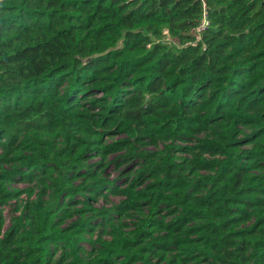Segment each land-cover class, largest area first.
<instances>
[{
    "label": "trees",
    "instance_id": "obj_1",
    "mask_svg": "<svg viewBox=\"0 0 264 264\" xmlns=\"http://www.w3.org/2000/svg\"><path fill=\"white\" fill-rule=\"evenodd\" d=\"M15 180L48 200L0 264H264V0H0V207Z\"/></svg>",
    "mask_w": 264,
    "mask_h": 264
},
{
    "label": "rangeland",
    "instance_id": "obj_2",
    "mask_svg": "<svg viewBox=\"0 0 264 264\" xmlns=\"http://www.w3.org/2000/svg\"><path fill=\"white\" fill-rule=\"evenodd\" d=\"M247 131H249V129H246ZM202 137V136H201ZM121 137L115 136V137H111V136H107L106 138H104V142L105 143H111L113 141H116L118 139H120ZM180 143V142H178ZM163 149V145L159 144L157 147H148L147 150L153 151V150H162ZM129 154V153H127ZM126 155V154H125ZM115 156H111L109 157V160L112 159ZM100 160V158H94L91 159V161L93 163H97ZM131 161H127L125 159H121L119 161V163L116 165H112L107 169V175L110 176V179H115L118 177V175L125 169V168H132L130 165ZM108 164V162L106 163V165ZM127 180L126 179H121L119 180V182H117V185L124 187L126 185ZM9 188H14V189H20V190H24L26 188H34L35 192L32 196H29L28 194H23L19 200L17 201H11L9 204L0 207V215H2V218L4 220V226L2 228V231L0 233V236L2 237L4 235V233L7 231V229L12 225V222L14 220V218L20 216V213L24 212L25 210V206L26 203L28 201L31 202H36L38 201L41 196H43L41 188L39 187L38 184L34 183V184H28V183H22V182H18L17 180H15L13 183L10 184ZM50 192V191H49ZM45 200H48V197H44ZM123 199L122 195H118V194H108V199H104L102 196H98V199L96 202H92L93 206L101 209V208H110L113 204H119L120 201ZM73 208V207H71ZM88 215L84 216L87 217ZM79 216H75L73 217L71 220H69L67 222V225H69L72 221H75ZM133 218H125V221L127 222H132ZM101 223L100 221H98V224ZM93 226V225H92ZM93 232V233H91ZM90 233L86 234V238H87V242L89 241H93L95 239H97V237L103 235V238H108V235L104 234V229L102 228H98L97 230L94 228L92 229ZM81 248L83 250V256L85 258H88L89 253L92 252V250L94 249V246L90 243H84L81 245Z\"/></svg>",
    "mask_w": 264,
    "mask_h": 264
},
{
    "label": "built area",
    "instance_id": "obj_3",
    "mask_svg": "<svg viewBox=\"0 0 264 264\" xmlns=\"http://www.w3.org/2000/svg\"><path fill=\"white\" fill-rule=\"evenodd\" d=\"M210 26V21L208 19V14L206 11V8L204 7V14L202 21L198 24V26L193 30V34L196 36L197 40L201 39L202 34L208 29ZM164 40L167 42H174L169 35V31L165 30L164 31Z\"/></svg>",
    "mask_w": 264,
    "mask_h": 264
}]
</instances>
